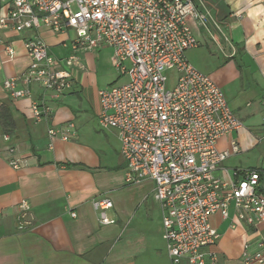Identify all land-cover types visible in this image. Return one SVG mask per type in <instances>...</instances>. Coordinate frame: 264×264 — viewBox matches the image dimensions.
<instances>
[{"label": "crops", "instance_id": "0c3cea01", "mask_svg": "<svg viewBox=\"0 0 264 264\" xmlns=\"http://www.w3.org/2000/svg\"><path fill=\"white\" fill-rule=\"evenodd\" d=\"M192 1L203 18L189 21L197 47L186 52V61L220 88L242 124L241 130L217 142L220 151L228 150L231 141H236L240 149L222 166L237 158L235 169L260 170L264 194V150L254 157L255 162L249 163L248 158L255 148H264L262 135L256 133L261 132L264 121V0ZM8 4L9 0H0V16ZM33 37L41 39L49 55L71 73V90L58 98L36 84L26 87L19 79L30 63L23 44ZM0 40V264H171L162 238L161 211L152 196V181L125 183L126 166L117 136L115 140L111 134L100 138L102 148L84 147L78 141L84 125L78 124L77 116L89 108L98 119V93L117 80L112 72L105 85L91 84L85 67L94 58L110 64L112 50L80 49L77 64L66 68L62 64L65 59L57 52L71 54L72 31L55 34L45 27L21 33L9 30L0 32ZM3 44L14 50L10 61ZM195 50L220 59L234 77L222 75L219 81L214 80L190 54ZM11 79H15V90L25 88L30 97L13 98L2 85ZM32 104L40 109L47 107L49 115L36 121ZM68 123L75 126L69 141L50 140L48 130ZM252 125L256 130L250 129ZM4 135L8 141L3 140ZM13 157L26 163L14 170L9 165ZM216 176L224 178L220 171ZM98 198L112 202L106 215L114 224H100L93 207ZM22 200L30 204L29 226L18 231L17 206ZM209 223L219 238L203 253L214 256L217 264H244L243 254H255L259 243L264 242V222L248 226L233 210L227 219L219 214L210 216Z\"/></svg>", "mask_w": 264, "mask_h": 264}, {"label": "built area", "instance_id": "2783aa9c", "mask_svg": "<svg viewBox=\"0 0 264 264\" xmlns=\"http://www.w3.org/2000/svg\"><path fill=\"white\" fill-rule=\"evenodd\" d=\"M202 18L192 0H9L0 16V32L72 31L71 55L62 61L66 68L77 64L80 49L112 50V65L126 81L99 91L98 124L116 132L125 183L146 179L154 184L152 196L161 211L171 264H217L203 253L219 238L209 223L214 214L227 219L233 210L248 226L264 222L262 172L234 169L231 174L222 165L240 152L238 144L231 141L228 150L217 149L218 140L242 124L220 88L185 58L197 47L189 21ZM23 46L30 61L19 78L24 86L36 84L56 98L71 90V73L49 55L41 39H27ZM3 48L12 60L13 48ZM168 71L173 75L170 88ZM2 85L13 98L30 97L25 88L15 90V79ZM49 113L47 107L31 106L36 121ZM261 133L264 142V121ZM74 134L73 123L48 130L50 140L67 142ZM25 163L13 157L9 165L17 170ZM218 171L224 178L216 176ZM93 207L101 225L114 224L106 215L113 207L109 199L98 198ZM17 209V230L23 231L29 226L30 204L22 200ZM243 262L263 264L264 242L255 254L244 253Z\"/></svg>", "mask_w": 264, "mask_h": 264}, {"label": "rangeland", "instance_id": "374dc122", "mask_svg": "<svg viewBox=\"0 0 264 264\" xmlns=\"http://www.w3.org/2000/svg\"><path fill=\"white\" fill-rule=\"evenodd\" d=\"M63 50L68 51V49H63ZM190 54L195 56V59L198 62L199 67L202 68L204 72L208 74L209 76H211L214 80L219 81L218 79L222 75H224L227 78L234 77L233 71H230L228 67H223V64L221 63L220 59H217L216 57H211L209 54H208L209 56H207L206 54L205 56L203 54L201 55L197 50L192 51ZM57 55H60L62 59H66L71 54L68 51V53L65 56H63V53L58 54V52H57ZM85 69H86V72L89 74V77L91 78V81H92L91 84L98 83L100 85H105L108 75L111 74L112 72L114 73L115 79H117L116 82L114 83L115 85H120L126 81V78L124 76L117 78L118 72L114 69L112 65V59L109 64V63H102V62L98 63V61H96V59L94 58L92 61V64L89 66H86ZM166 75L170 77V83L167 84V88H170L172 84L171 82V78L173 76L172 72L168 71L166 72ZM80 98L83 99V102H86L84 101V98L82 95L80 96ZM85 109L87 112H81L79 113V116H77L78 121H79L78 124L84 125L79 135V139H78L79 143L82 146L88 147V148L89 147L102 148L103 143L102 141H100V138L102 139V137L104 138L105 135L111 134L110 138H113L115 140V136H117L116 132L110 129L108 130L101 129L98 124V119H95L93 117V112L89 108H85ZM252 126H251L252 128L250 127V129L256 130L255 128L256 126L255 125H252ZM256 133L258 136L262 135L260 131H256ZM113 146H116V145L114 144ZM263 150L264 148H259V147L255 148V152L253 156L248 157L249 163H252L256 155L261 156L263 154ZM243 159H246V158H242V160ZM236 160L237 158L232 161H228L227 163L224 164L231 174L236 167V164H234ZM124 165H125V162H124Z\"/></svg>", "mask_w": 264, "mask_h": 264}]
</instances>
